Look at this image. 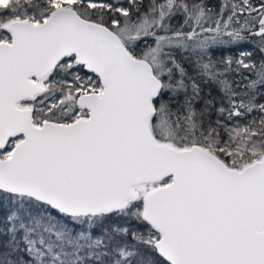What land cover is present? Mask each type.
Returning <instances> with one entry per match:
<instances>
[{"label":"snow or ice","instance_id":"snow-or-ice-1","mask_svg":"<svg viewBox=\"0 0 264 264\" xmlns=\"http://www.w3.org/2000/svg\"><path fill=\"white\" fill-rule=\"evenodd\" d=\"M249 38L264 0H0V264H264Z\"/></svg>","mask_w":264,"mask_h":264},{"label":"trees","instance_id":"trees-1","mask_svg":"<svg viewBox=\"0 0 264 264\" xmlns=\"http://www.w3.org/2000/svg\"><path fill=\"white\" fill-rule=\"evenodd\" d=\"M205 2L209 5V7H217L219 5L220 0H205ZM254 3H257L258 0H253ZM180 22H182V18L177 16L172 20L173 25H178ZM245 50V51H250L252 53L251 59L259 63V61L264 58V54L260 53L257 46H256V41L255 39L249 38L248 40L242 42L238 47H233L230 50H228L225 54L226 55H231L234 58L238 57L239 51L240 50ZM214 55L213 58L216 59L220 56V52L213 50ZM186 67H189V70H191L190 66L186 64ZM239 79L238 77H236ZM208 91V88L205 87V92ZM120 225V226H125V227H139L135 221H132L130 224L122 217H116L113 216L110 219H107L104 222L103 227H108L110 228L112 225ZM93 237L95 238L96 236H102L103 233L101 231V228H96L93 230Z\"/></svg>","mask_w":264,"mask_h":264},{"label":"rangeland","instance_id":"rangeland-1","mask_svg":"<svg viewBox=\"0 0 264 264\" xmlns=\"http://www.w3.org/2000/svg\"><path fill=\"white\" fill-rule=\"evenodd\" d=\"M143 46V45H142ZM133 228H136V226H134Z\"/></svg>","mask_w":264,"mask_h":264}]
</instances>
